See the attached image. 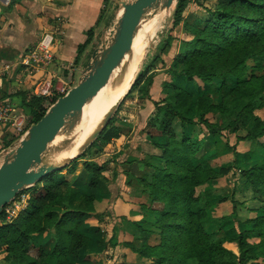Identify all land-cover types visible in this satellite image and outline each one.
Returning <instances> with one entry per match:
<instances>
[{"label":"rangeland","instance_id":"obj_1","mask_svg":"<svg viewBox=\"0 0 264 264\" xmlns=\"http://www.w3.org/2000/svg\"><path fill=\"white\" fill-rule=\"evenodd\" d=\"M121 1L131 0L106 1L101 17V26L97 29L95 36L98 44L92 42L89 44L85 60L91 58L94 49L100 47L105 39H109L117 22ZM177 2L178 0H174L166 16H160L156 19L157 28L152 36L153 40L151 39L146 49L147 53H145L138 66L134 82L119 104L113 109L108 124L102 129L103 131L106 128L115 126V124L118 126L119 123H122L121 129L118 128V135L110 140H105L101 135V131L95 139L81 148L77 157L63 168L48 174L32 186L22 188L3 207L4 214L0 217V226L12 224L23 215L40 187H58L64 195V199H66L70 193L61 182L65 177L71 176L76 163L78 172L82 167L85 168L88 162L102 165V172L104 171L110 179L115 172L120 174L121 166L123 167L125 164L132 163L131 165H133L135 163L133 165L135 166L138 162L140 163L137 164L138 168L142 169L147 166L152 154L157 153L158 158H160L163 153L161 145L169 143L171 138L180 140L182 137H197L200 140H208L209 148L200 159H191L192 166L195 168L202 161L207 160L210 169L215 172V176L200 183L199 179L202 175L200 171L196 177L188 181L189 187H186L183 183L178 185L175 181L173 188L188 195L193 202L192 209L194 211H204L205 218L202 224L205 232H216L217 238L222 236L235 238L243 230H248L250 234L246 236V243L251 247L254 256L243 264H264V225L259 223L254 225L251 222L259 216H264V183L256 181L252 177H246L244 174L245 170L261 166L262 157L260 153L264 146V136L249 140H237L236 133L229 123V121L237 119L238 114L245 110H249L251 114L256 115L264 122V93L257 92L255 102L240 97L239 105L234 113L227 116L226 119H222L217 107L229 95L228 89L240 85L238 82L239 72L237 71L238 74L229 75L226 79L211 77L209 83L194 75V72L197 71L211 74L213 70L229 69L230 67L223 66V63L227 64L230 61L227 55L230 56L231 53L235 52L231 55L234 56L233 60L237 63L243 62V76L251 79V76L261 77L264 75V61L256 62L255 58L259 56L249 53L251 47L254 46V41L247 44L242 43L237 49H233L232 43L227 44L230 50L222 56L221 60H217L214 56L204 58V56H207L205 54L199 56L197 60L195 57L191 59L190 55L203 45L197 42L200 37L197 31L207 27L210 18L208 11L221 8L227 4V0H182L180 15L176 16ZM257 2L264 3V0H257ZM245 6L247 5L235 11L237 13L241 12L245 16H254V11H248ZM157 7L156 5L149 10L145 17L150 16ZM102 30H104L103 35L101 34ZM225 58H227V61ZM84 68L85 61L80 62L71 71L66 69L63 73L64 81L60 84H55V79H52L51 93L43 98L41 106L50 107L53 98L63 95L74 86L79 80L81 70ZM186 70H190L193 74L188 77L185 73ZM251 87L255 88L257 85H251ZM177 88L186 91L190 96L178 95L176 93ZM179 102H182L179 111H184L185 107L191 104L189 110L184 114L191 119V124L177 116H171L170 114L169 116L164 113L166 109L169 113L170 106ZM258 102H262V105H257ZM210 106H213V109H209ZM31 119L32 113L30 115L26 114L24 125L18 131L19 133H16V138L2 144L0 163L3 156L14 149L20 139L26 135V131L31 125ZM207 124L214 125V130L211 131ZM239 133L245 134L244 129ZM76 136H73V138ZM60 141L52 142L50 144L51 149L56 147L55 145ZM49 154L50 152H47L44 155L46 161ZM126 160L127 162H124ZM159 160H155L154 164L161 166ZM164 165L163 163L162 167ZM134 168L131 171V168H129L128 172H132L131 175L136 178V184L147 191L142 184V178L150 182L149 174L153 169L150 168L151 170L147 173H145L146 171L141 173V171H136V168ZM116 169H118V172ZM68 171L70 172L69 175ZM119 178L121 183L117 186L116 191L112 189V196H123V193H120L121 190L123 191V177L120 175ZM193 179L194 182L191 181ZM97 190L102 191L100 188ZM90 198L80 194L79 198L73 200V208L84 209L87 207L86 211L91 209L90 215L101 219L103 221L102 228L105 230L111 227V223L121 227L123 224V197L110 199L95 198L92 195V199ZM138 201L142 208L153 204L151 198H139ZM154 206L159 207V204ZM58 211H60V208H58ZM140 215L141 218L137 219L138 225L136 226L142 227L145 224L142 229L153 232L143 239L144 244L152 246L159 243L161 240L159 232L162 228L153 221L154 218L150 213L147 215L141 213ZM104 216L105 218H103ZM117 218L120 219L118 223ZM33 237L35 243L40 245L45 253L41 262L37 264H58L54 254H52L55 242L52 233L48 231L44 237L39 236V234H35ZM143 240H137L134 237L136 246H139ZM99 241L102 248H105L106 243L101 234ZM222 244L233 251L237 250L234 241L224 240ZM118 245L123 246L124 243L120 242ZM102 248L95 251L96 248L85 249L84 253L81 255L79 253L75 264H88L85 260L89 261V259L94 261L89 264H101L103 260L101 256L105 255ZM8 252V247L0 244V264H24L16 258V255H12L13 259H7ZM113 254H116V258L121 260L116 264H156V258L141 256L134 251L128 253V256H124L120 251ZM105 257L109 258L110 256L106 255ZM123 257L127 259L125 260ZM187 264H197V261L195 258H191L187 261Z\"/></svg>","mask_w":264,"mask_h":264},{"label":"trees","instance_id":"obj_2","mask_svg":"<svg viewBox=\"0 0 264 264\" xmlns=\"http://www.w3.org/2000/svg\"><path fill=\"white\" fill-rule=\"evenodd\" d=\"M181 1L177 2L176 16L180 15ZM244 5H247L245 8L248 11H254V16H245L241 12L235 11ZM208 13L210 18L207 27L197 31L200 36L197 42L203 45L190 55L191 59L195 57L197 60L199 56L205 54L207 56L204 58L214 56L217 60H221L222 56L230 50L227 44L232 43L233 49H237L242 43L247 44L254 41V46L251 47L249 53L259 56L255 58L256 62L264 61V3L257 2V0H227V4L215 11L209 10ZM91 39L90 29L87 32V40L78 46L75 61H78V56ZM234 53H231L230 56L227 55L230 59L227 64L221 62L223 66H229V69L213 70L211 74L194 72V75L207 83L210 82L211 77L226 79L229 75L239 72L238 82L240 85L228 89L229 95L217 107L222 119H226L227 116L234 113L239 105L240 97L255 102L257 100L256 93H264V75L261 77L251 76V79H247L242 72L243 62H235L234 56H231ZM225 59L227 61V58ZM185 73L188 77L193 74L190 70H186ZM255 84L257 87L252 88L251 85ZM176 93L181 96H190L181 88H177ZM57 98H53L51 104ZM42 101L43 97H34L32 101L26 103L32 113L31 124L35 123L48 109L41 106ZM181 104L182 102H179L170 106L169 113L165 108L164 113L177 116L191 124V119L184 115L191 104L187 105L184 111H179ZM257 105H262V102H258ZM209 109H213V106H210ZM229 123L236 133L237 140H249L264 136V122L256 115L251 114L249 110L238 114L237 119L229 121ZM207 127L211 131L214 130V125L207 124ZM243 129L245 134H240L239 132ZM118 133L117 127L111 126L104 129L101 135L105 140H110ZM161 148L163 153L160 158L157 156V159L161 161L159 162L161 166L148 163L147 166L153 169L149 174L151 181H145L142 178V184L146 187L153 203L145 208L153 213V221L162 228L159 232L161 240L152 246L144 244L143 239L153 232L136 226L134 237L143 241L137 247L130 244V249L141 256L156 258V264H187L191 258H195L197 264H243L246 260L252 259L254 254L246 243V236L250 234L248 230H243L235 238L227 236L217 238L216 232H205L202 224L205 218L204 211H194L192 209L193 202L188 195L173 188L175 181L178 185L183 183L189 187L188 181L196 177L200 171L202 173L199 179L200 183L215 176V172L210 169L207 160L202 161L195 168L191 161L192 158L200 159L208 151V140H200L197 137H182L180 140L171 138L169 143L162 144ZM260 154L262 157L261 166L245 170L244 174L246 177H252L254 180L264 183V146ZM163 163L164 167H162ZM85 170L91 174L88 187L100 188L101 192H105L109 179L102 174V166L88 162ZM67 173L70 174L69 171ZM191 181L194 182V179ZM61 183L70 193L66 199L58 187H40L23 215L12 224L0 226V244L6 245L9 249L7 259H13L12 255H16V258L24 264L41 262L45 253L42 247L35 243L33 234H41L46 231H50L54 238L52 254L58 264H75L80 250L91 242V232L84 222L87 217L91 216L90 211L92 210L86 211L87 207L84 209L73 208V200L79 198V194L68 188L66 179ZM84 195L86 198L91 197L90 199H92V195ZM156 204H159V207L154 206ZM3 214L2 210L0 217ZM251 222L254 225L258 223L264 225V216H259ZM224 240L234 241L237 250L233 251L225 247L222 244Z\"/></svg>","mask_w":264,"mask_h":264},{"label":"crops","instance_id":"obj_3","mask_svg":"<svg viewBox=\"0 0 264 264\" xmlns=\"http://www.w3.org/2000/svg\"><path fill=\"white\" fill-rule=\"evenodd\" d=\"M106 1L0 0V66L10 65V69L0 87V105L9 107V116L11 117L9 120L0 122V148L3 143L16 138V133L18 134V131L22 129L25 122L24 116L26 114L30 115V108L26 103L32 101L34 97L44 98L48 96L38 94L40 85L44 81H48L51 87L52 79H55V84H60L64 81L63 73L66 69L71 71L80 62L85 61L89 44L95 38L97 29L101 26V17ZM90 29L92 39L78 56V61H75L78 46L87 40V32ZM44 37L47 39L44 48H42L41 42ZM43 49L50 55L48 62H34L31 56L44 52ZM21 59H30V63L22 64ZM50 93L51 90L49 89V95ZM119 125L115 124V127L121 129L120 127L123 124L119 123ZM157 156V153L152 154L148 163L154 164V161L158 160ZM124 162H127V160ZM131 164L121 166V173L115 172L110 179L104 171L102 172L109 179L107 191L105 192H99L97 189L88 187L91 174L84 167L78 172L77 163L71 176L64 178L68 182V187H71L79 195L90 194L94 195L95 198L110 199L123 197V201L121 200L123 202V224L121 227L111 223V227L105 230L102 228L103 221L92 215L87 217L84 222V225L87 224L86 227L91 232L92 240L79 253L81 255L87 248L89 250L96 248L94 251L102 248L99 241L101 234L106 243L105 248H102L105 255H100L103 258L101 264L120 262L121 260L116 258V254H113L118 251L123 253L124 256L132 253L129 245L136 246L134 231L138 224L137 219L141 218V213L146 215L150 213L147 208H142L139 205L138 200L139 198L151 197L145 191V188L136 184V178H133L130 171L133 170V167L141 173L143 171L147 173L151 169L148 166L139 169L137 164L140 163L138 162L135 166H133L135 163ZM129 168L131 169L128 172ZM120 175L123 177V191H120L123 196H112L113 190L116 191L117 186L121 183ZM150 214L153 216V213ZM135 215L138 218H135ZM107 216L109 215L107 214ZM116 220L118 223L120 219L117 218ZM45 233H48V231L39 234V236L44 237ZM120 242H123L124 245H118ZM106 255L110 257L106 258ZM92 261L93 259L91 261L90 259L89 261L85 260L88 264Z\"/></svg>","mask_w":264,"mask_h":264},{"label":"water","instance_id":"obj_4","mask_svg":"<svg viewBox=\"0 0 264 264\" xmlns=\"http://www.w3.org/2000/svg\"><path fill=\"white\" fill-rule=\"evenodd\" d=\"M174 0H131L121 1L117 22L109 39L92 52L85 60L78 82L66 93L59 96L46 112L26 131L18 145L7 152L0 163V213L16 194L25 187L40 181L48 174L63 168L78 156L81 148L89 144L108 124L113 109L107 108L94 123L78 148L61 162L51 163L44 159L47 152H52L50 144L64 126L70 128L59 138L65 143L77 134L78 128H71L86 101L93 97L109 78L111 72L129 50L133 33L142 17L158 6L170 7ZM104 34V30L101 31ZM98 44L96 38L92 41ZM128 91V90H127ZM126 94V93H125Z\"/></svg>","mask_w":264,"mask_h":264},{"label":"bare ground","instance_id":"obj_5","mask_svg":"<svg viewBox=\"0 0 264 264\" xmlns=\"http://www.w3.org/2000/svg\"><path fill=\"white\" fill-rule=\"evenodd\" d=\"M173 5V4H172ZM170 7L160 8L148 17H142L133 33L130 48L123 55L107 79L105 85L90 99H88L71 128H78L77 136L71 137L65 143L59 142L48 155V162H61L66 156L73 153L81 144L94 123L107 108H115L123 98L127 90L134 82L138 66L143 59L146 49L151 42L152 36L157 28V18L166 16ZM153 40V39H152ZM64 126L57 137L52 141L59 140L62 133L68 130ZM75 136V135H74ZM52 144V143H51Z\"/></svg>","mask_w":264,"mask_h":264},{"label":"built area","instance_id":"obj_6","mask_svg":"<svg viewBox=\"0 0 264 264\" xmlns=\"http://www.w3.org/2000/svg\"><path fill=\"white\" fill-rule=\"evenodd\" d=\"M46 39L47 38L44 37L42 42H41L42 48H44V46H45ZM43 50H44V52H42V53H36L35 55H32L31 59L36 63L48 62V60L50 59V55H48V53L45 51V49H43ZM20 62L22 64H29L30 59H21ZM9 69H10L9 64H4L3 66H0V87H1L2 82L4 81L5 76H6ZM49 89H50V83L48 81H44L38 89V94L41 96L49 95ZM9 112H10V109L7 105H0V122H3L7 119L8 120L11 119V117L9 116Z\"/></svg>","mask_w":264,"mask_h":264}]
</instances>
